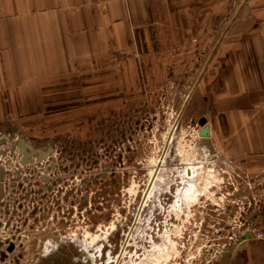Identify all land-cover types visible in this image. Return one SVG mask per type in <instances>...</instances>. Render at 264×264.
Wrapping results in <instances>:
<instances>
[{"label":"rangeland","instance_id":"rangeland-1","mask_svg":"<svg viewBox=\"0 0 264 264\" xmlns=\"http://www.w3.org/2000/svg\"><path fill=\"white\" fill-rule=\"evenodd\" d=\"M218 69L142 68L101 100L73 73L48 129L6 125L38 161L11 168L29 184L0 205V264H229L264 227V183L198 137Z\"/></svg>","mask_w":264,"mask_h":264},{"label":"crops","instance_id":"crops-1","mask_svg":"<svg viewBox=\"0 0 264 264\" xmlns=\"http://www.w3.org/2000/svg\"><path fill=\"white\" fill-rule=\"evenodd\" d=\"M142 68H222L199 95L207 143L264 183V0H0V144L32 155L6 125L48 129L73 73L101 100L104 82L138 87ZM229 264H264V240L240 243Z\"/></svg>","mask_w":264,"mask_h":264},{"label":"built area","instance_id":"built-area-1","mask_svg":"<svg viewBox=\"0 0 264 264\" xmlns=\"http://www.w3.org/2000/svg\"><path fill=\"white\" fill-rule=\"evenodd\" d=\"M12 144H8L4 142L0 144V185L2 186L4 195L3 198L0 200V205L5 203V198H9L13 196V192L16 190H20L22 186H27V182L21 178V173H19V168H22L23 164L27 166V164H34L37 161H28L25 162L23 156L19 154V151L12 148ZM15 155V156H14ZM13 156V157H12ZM15 158L16 162L12 161ZM17 167L18 169L15 172L11 171V168ZM29 182V180H28ZM5 207H0V219L5 214ZM3 229H5V225L0 220V232L3 233ZM249 236L253 237L254 239L264 240V230H260L255 226L252 227L249 231Z\"/></svg>","mask_w":264,"mask_h":264},{"label":"water","instance_id":"water-1","mask_svg":"<svg viewBox=\"0 0 264 264\" xmlns=\"http://www.w3.org/2000/svg\"><path fill=\"white\" fill-rule=\"evenodd\" d=\"M199 126H200V130L198 132L199 136L208 139L210 137L209 127L206 124L204 119H201L199 121ZM12 250H13V246H10V248L7 252L10 253V252H12Z\"/></svg>","mask_w":264,"mask_h":264},{"label":"flooded vegetation","instance_id":"flooded-vegetation-1","mask_svg":"<svg viewBox=\"0 0 264 264\" xmlns=\"http://www.w3.org/2000/svg\"><path fill=\"white\" fill-rule=\"evenodd\" d=\"M9 248H10V247L7 248V251L9 250ZM13 252H14V250H12V252H10V253L7 252V254H11V253H13ZM83 253H84V251H83ZM80 256H81V255H80ZM83 261H84V259H83ZM77 263H78L77 261L73 260V262H72V263H69V264H77Z\"/></svg>","mask_w":264,"mask_h":264},{"label":"bare ground","instance_id":"bare-ground-1","mask_svg":"<svg viewBox=\"0 0 264 264\" xmlns=\"http://www.w3.org/2000/svg\"><path fill=\"white\" fill-rule=\"evenodd\" d=\"M198 137L201 138V139H202L203 141H205V142H207V141L209 140V138L206 139V138L200 137L199 134H198Z\"/></svg>","mask_w":264,"mask_h":264}]
</instances>
